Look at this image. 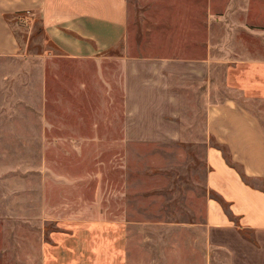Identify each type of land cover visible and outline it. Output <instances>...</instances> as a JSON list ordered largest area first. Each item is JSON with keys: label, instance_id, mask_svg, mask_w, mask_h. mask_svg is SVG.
Segmentation results:
<instances>
[{"label": "rangeland", "instance_id": "obj_1", "mask_svg": "<svg viewBox=\"0 0 264 264\" xmlns=\"http://www.w3.org/2000/svg\"><path fill=\"white\" fill-rule=\"evenodd\" d=\"M127 5L130 53L187 49L190 37L179 34L174 18L187 0ZM11 22L20 50L0 55V264H39L52 232L112 220L127 226L128 264H172V255H198L202 263L212 194L198 101L204 86H180L182 113L165 117L178 138L169 132L165 140L144 141L125 130L151 118L140 115L134 99L135 111L126 115L125 65L117 57L123 52L69 57L47 42L38 16L15 15ZM213 72L220 80L222 69ZM246 102L264 126V101Z\"/></svg>", "mask_w": 264, "mask_h": 264}, {"label": "crops", "instance_id": "obj_2", "mask_svg": "<svg viewBox=\"0 0 264 264\" xmlns=\"http://www.w3.org/2000/svg\"><path fill=\"white\" fill-rule=\"evenodd\" d=\"M187 4L174 17L181 21L179 34L190 37L187 49L150 55L128 51L127 0H0V55L20 50L11 19L21 14L38 16L47 42L63 55L99 59L112 50L123 52L117 57L125 65L126 115L140 108L142 117L151 118L139 129L125 130L142 133L144 141L165 140L169 132L178 138V129H166L165 117L181 115L183 85L204 86L198 101L206 138L205 185L212 194L205 203L207 255H199L200 264H264V126L246 102L264 101V0ZM217 68L220 80L213 72ZM132 99L139 105L135 109ZM126 234V224L117 220L78 221L72 231L51 233L39 264H128ZM171 259L172 264H198V255Z\"/></svg>", "mask_w": 264, "mask_h": 264}, {"label": "trees", "instance_id": "obj_3", "mask_svg": "<svg viewBox=\"0 0 264 264\" xmlns=\"http://www.w3.org/2000/svg\"><path fill=\"white\" fill-rule=\"evenodd\" d=\"M216 144H217V145L222 149V151L224 152V155H225L227 161H228L229 163H232V160H231V158H230V156H229V154H228L226 148L223 147V146H221V145H219L218 143H216Z\"/></svg>", "mask_w": 264, "mask_h": 264}]
</instances>
